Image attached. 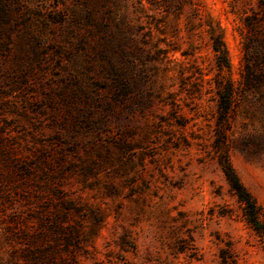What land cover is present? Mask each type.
I'll list each match as a JSON object with an SVG mask.
<instances>
[{"label": "rangeland", "instance_id": "rangeland-1", "mask_svg": "<svg viewBox=\"0 0 264 264\" xmlns=\"http://www.w3.org/2000/svg\"><path fill=\"white\" fill-rule=\"evenodd\" d=\"M171 3L0 0V264H264L217 163L206 32L237 91L224 148L264 215V0Z\"/></svg>", "mask_w": 264, "mask_h": 264}, {"label": "trees", "instance_id": "trees-1", "mask_svg": "<svg viewBox=\"0 0 264 264\" xmlns=\"http://www.w3.org/2000/svg\"><path fill=\"white\" fill-rule=\"evenodd\" d=\"M146 1L150 4L159 3L164 12L171 10V7L173 6L171 3L172 0ZM206 32L209 38V44L217 71V75L213 78L218 114L215 129L217 136L216 148L218 151L217 163L223 173L224 179L227 182L230 191L242 207L243 217L246 224L264 243V215L250 193L241 184L224 148L227 126L229 125V114L233 108V103L237 94L236 89L229 79L231 64L227 48L223 41L221 28L214 23L210 17H207ZM256 69H253L249 63H246L243 66L241 85H243L245 91L257 89L261 78L260 72H256ZM222 263L227 264V261L223 260Z\"/></svg>", "mask_w": 264, "mask_h": 264}]
</instances>
